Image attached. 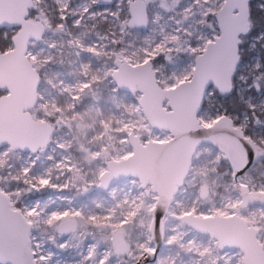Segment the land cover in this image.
<instances>
[{
  "label": "snow or ice",
  "instance_id": "1",
  "mask_svg": "<svg viewBox=\"0 0 264 264\" xmlns=\"http://www.w3.org/2000/svg\"><path fill=\"white\" fill-rule=\"evenodd\" d=\"M0 264H264V0H0Z\"/></svg>",
  "mask_w": 264,
  "mask_h": 264
}]
</instances>
